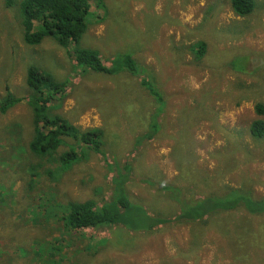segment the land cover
Masks as SVG:
<instances>
[{"label": "rangeland", "instance_id": "374dc122", "mask_svg": "<svg viewBox=\"0 0 264 264\" xmlns=\"http://www.w3.org/2000/svg\"><path fill=\"white\" fill-rule=\"evenodd\" d=\"M20 2L0 0V102L9 90L23 98L0 111V264H264V212L181 222L171 194L192 200L229 185L264 197V136L250 132L264 119V0L245 17L229 0H90L78 47L97 50L109 67L129 53L136 74L83 69L51 36L26 44ZM199 41L208 45L202 61L190 48ZM30 66L68 81L50 111L101 128L98 153L78 147L79 160L65 169L30 151ZM126 164L129 200L169 222L78 230L43 214L47 193L61 202L112 198L114 167Z\"/></svg>", "mask_w": 264, "mask_h": 264}, {"label": "trees", "instance_id": "16d2710c", "mask_svg": "<svg viewBox=\"0 0 264 264\" xmlns=\"http://www.w3.org/2000/svg\"><path fill=\"white\" fill-rule=\"evenodd\" d=\"M229 2L232 10L243 17L252 14L257 7V0H229ZM90 13V0H21L20 17L24 27V41L28 45H39L46 37L51 36L74 56L77 65L82 66L83 69L108 74L127 69L136 74L137 64L129 53L117 56L114 59L117 64L109 67L97 50L78 47L88 29ZM71 45L74 47L69 50ZM190 48L195 53L194 58L200 61L208 52V45L205 41L192 44ZM140 77L141 83L148 89H152L154 95H158L153 84L146 79L147 77L144 74ZM26 82L31 89L27 103L33 112L30 151H33L37 158L59 160L61 167L67 169L79 160V153L76 151L78 147H84L82 149L89 147L96 153L100 151L103 144L101 128L82 129L60 114H52L50 111L55 97L61 100L66 94L68 81L58 82L50 72L30 66L27 69ZM159 99L161 96H158ZM22 100L23 98L14 95L9 90L0 102L1 113H6ZM257 112L259 115L264 114L263 104H257ZM157 128L155 124V129ZM250 132L256 138L263 137L264 119L254 120L250 126ZM62 145H70L69 150L59 152ZM114 169L118 172H115L116 176L115 174L112 176V198L106 197L107 200H101L103 201L101 205V201L97 202L93 198L61 202L57 201L54 194L47 193L49 195L39 196L47 203L46 206L44 205L47 210L44 209L43 214L48 219L55 218L56 222H60L65 228L78 230L111 224H121L128 228H151L157 224L169 222L170 218L154 219L144 208L129 200L127 183L130 179V164L124 167L117 166ZM122 169H128V172L125 173ZM35 174L38 175V172ZM171 191L172 196L180 203V211L175 219L181 222L205 221L209 216L233 212L239 208L251 214L264 212V197L258 199L242 188L229 185L192 200H182L175 188ZM35 198L33 197L32 200ZM39 220L42 225L43 219ZM218 229L224 232L222 228L218 227Z\"/></svg>", "mask_w": 264, "mask_h": 264}]
</instances>
